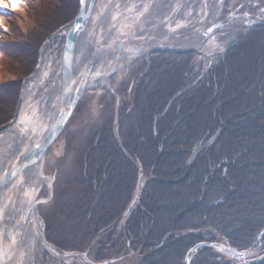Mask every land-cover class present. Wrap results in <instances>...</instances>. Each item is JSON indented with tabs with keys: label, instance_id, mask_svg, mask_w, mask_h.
<instances>
[{
	"label": "trees",
	"instance_id": "trees-1",
	"mask_svg": "<svg viewBox=\"0 0 264 264\" xmlns=\"http://www.w3.org/2000/svg\"><path fill=\"white\" fill-rule=\"evenodd\" d=\"M0 4L18 7L12 0ZM23 4L31 26L0 11V126L13 118L21 82L33 72L41 45L78 10V0ZM246 39L253 44H246ZM61 50L62 46L57 51ZM249 51L258 54V65L250 72L240 71L234 61L245 59ZM165 60L145 62L143 78L130 70L110 82L111 90L123 96L118 135L127 155L113 134L116 100L111 91L89 92L75 110L64 133L78 122L77 113L87 103L89 108L81 110L86 117L83 137L63 136V153L50 150L45 158V175L55 176L53 198L40 207L46 240L64 251L94 248L96 262L129 250L139 254L136 264H184L194 245L217 239L240 252L258 248L264 253V235L257 240L264 229V29L240 39L193 92L183 84L191 63L177 67ZM3 73L14 79L6 82L4 75L2 82ZM175 74L180 78L172 82ZM133 79L128 100L125 95ZM80 125L76 130H82ZM217 130L218 140L209 145ZM192 149L199 153L187 163ZM138 164L147 181L139 205L119 226L133 197ZM190 264L234 263L203 247Z\"/></svg>",
	"mask_w": 264,
	"mask_h": 264
},
{
	"label": "bare ground",
	"instance_id": "bare-ground-1",
	"mask_svg": "<svg viewBox=\"0 0 264 264\" xmlns=\"http://www.w3.org/2000/svg\"><path fill=\"white\" fill-rule=\"evenodd\" d=\"M100 1H94L93 11L89 13L90 21L85 27L87 30L83 31L87 34L84 44L82 43L83 38L80 40L79 36L74 44L73 56L69 62L73 66L72 71H70L71 82L68 83L72 92L79 88L80 75L86 70V67L91 66L86 85L89 86L97 82L104 84L114 68L123 66L129 60L135 59L134 54L128 55L122 49L116 48L118 51L103 52L102 58L96 61L97 59L93 57L95 55L94 49L101 46L117 43L118 40L125 41L126 46H128L131 39L138 42L144 38L153 37L162 43L173 42L172 44H176L185 50H188L190 46L199 45L197 50L205 60L223 53L235 42L238 30L249 28L239 27L243 23L247 25L248 20L246 18L248 16L246 14L248 12H233L225 18L226 22L235 18L233 23L218 24L216 26L218 28H213V32L204 39L201 33H205L216 21L224 19L218 13L221 1L224 0H133V2L130 0L123 7L120 6L121 0H105L102 4ZM149 5H153L152 9ZM227 6L226 1H224L222 8ZM262 16L264 17L259 13L251 19L256 21L255 24L252 23L254 25H251L254 32L256 29H264V24L256 25L262 23L260 21H264ZM234 23H238V26H233ZM69 28L63 27L62 35H57L59 36L57 38H63L64 32ZM202 38L204 40L200 42ZM50 47V43L44 45L42 53L38 56L39 71L28 82L27 89L24 88L22 116L25 115L27 109L31 111L30 116L25 118L20 116L17 124L13 126L14 128L0 134V264H34L38 247L42 248L45 256H54L68 264L74 261L78 264H93L91 261H83L82 252L64 251L46 240L45 231L43 232L42 226L39 225L41 221L39 222L38 217L42 216L41 206L35 204L36 201L34 202L33 199L37 190L40 194L43 192L48 196V187L52 188L55 181L53 178L52 184L44 176L43 169L39 172V163L31 165L36 151L42 148L45 138H47L43 135L38 139L41 130L39 129V131L37 128H44L48 126L45 123H52L51 119H46L44 114L46 111V114H50L48 117H54L56 109L54 104L60 100V88L62 89L60 64L58 72L51 80V88L53 89L45 91L37 105L34 106L30 103L31 97L39 87L46 83V78L50 73L47 68L51 59ZM183 52L192 53L191 50ZM180 54L181 52L177 53V55ZM163 61L166 60L163 59ZM84 98L85 96H82V99ZM116 109L117 106H115ZM41 124L44 125L41 126ZM113 134H115L114 131ZM153 134L156 135L155 129H153ZM171 147L178 149L179 145L172 144ZM30 202L34 209L29 214L26 211ZM24 217H26V221H24ZM129 217L123 214L118 225L124 226ZM6 238L10 245L8 251H6L7 243L4 241ZM203 243L206 242L198 244ZM203 247L207 246H201L198 250ZM220 251L222 252V250ZM234 251L237 252V250ZM65 253H74L76 256L68 257ZM86 257L89 258L90 256L86 253ZM98 263L100 262L96 264Z\"/></svg>",
	"mask_w": 264,
	"mask_h": 264
},
{
	"label": "water",
	"instance_id": "water-1",
	"mask_svg": "<svg viewBox=\"0 0 264 264\" xmlns=\"http://www.w3.org/2000/svg\"><path fill=\"white\" fill-rule=\"evenodd\" d=\"M94 1L95 0H79V8H78V12H77L76 17L70 23L63 26L64 28H66V27H70V28H69V30L66 31L67 33L64 32V35H63L65 43H64V48H63V52L61 54V59H60V64H61L60 69H61V79H62V89L60 88L61 91L59 94L60 100L58 101L56 109L54 111L55 115L51 119L52 123L50 122V124L47 127L42 128L40 131L38 139H40L43 135H45L47 138H45V142L42 145V148L40 150L36 149L37 150L36 155H35V157H33V160L31 163V165L38 164V163L40 164L39 172L43 169L44 157H45L48 149L54 144V142L56 140H58V138L60 137V135L64 131L65 127L67 126L68 122L70 121L71 117L73 116L78 102L82 99V96H84L85 91L89 88V86L86 84H87V77H88L91 66L86 67V70H84L83 73H81V75H80L81 77H80L79 83H78L79 88H76L77 90L72 92L68 83L71 82L70 71H72L73 66L70 65L69 62L73 56L72 52H73L74 44H75L78 36L80 37V40H81V38H83V40H82L83 44L85 42V37L87 34L84 33L83 31L87 30V28L85 29V27L87 26L88 21H90V19H89L90 14L89 13H90V11L91 12L93 11ZM224 1H226V0H224ZM224 1H221V4H220V8H219L220 10L218 11V13H220V14H221V9H222V5H223ZM225 20L226 19H223L221 21H216V23L210 29L206 30L205 33H201V34H203L204 39L210 33H212L215 28L216 29L218 28V27H216L218 24L223 25L227 22L233 23V21L236 19L232 18V19L228 20L227 22ZM246 20H248L247 25H245L243 23V25H241L240 27L252 28L251 25H254L256 23V21L250 20L248 18H246ZM260 22H262V23H257L256 25L264 24V21H260ZM252 23H254V24H252ZM233 25L237 26L238 23H234ZM63 27H61L58 31H56L54 34H52V36L50 37V40L45 42L44 45L46 43L51 44L55 38L59 37L57 35H62L61 33L63 31ZM73 34H74V37H72ZM82 34H83V37H82ZM204 39L202 38V40L200 42H202ZM132 40L133 39H131V41H129L130 43L128 46H126L127 43H125V41H119V42L114 43V44L104 45L102 47H99L98 49H94L95 55H93V57L97 59L96 61H99V59L102 58L101 54L103 52L118 51L116 48H118L120 50L122 49V51L128 55L129 54L139 55V54H146V53L155 52V51H157V52H159V51L183 52V51H190V50H196L197 51L198 46H199V45H195L194 47H191L188 50H185V49L179 48L178 46H176V44H172L173 42L172 43H170V42L162 43L158 39L153 38V37H147V38H144L142 41H138V42L132 41ZM44 45L40 48L38 56H40V53H42V49H43ZM114 49H116V50H114ZM39 68H40V62H39V57H38V62H37V65H36L33 73L29 76V78L24 79V81L22 83V89L20 91V99H19V102L17 105V109L15 112L14 118L9 123L0 127V134L5 133V131H10L11 128H14L13 126L17 124V121L20 118V116L22 117V101H23L22 97H23V93H24V88L27 89L28 82L30 81V79H32V77H34L37 74V72L39 71ZM87 69H89V70H87ZM53 123H54V126L52 127ZM113 127H114V133H115L114 135H115V139H116V142L118 144V147L121 149L122 152L125 153V151L122 149V147L120 145V141L118 138L117 119L116 118L114 120ZM29 136H32V135H29ZM32 137H34V136H32ZM142 188H143V172H142L141 168L139 167L138 182H137V186H136V189L134 192V198H133L130 206L126 210L125 216L130 215L131 211L138 205ZM38 191L39 190L36 191L34 198H33L34 202L36 201L35 204L43 205V204L48 203L52 199V196H53L52 195V188L48 187V197L46 200H40V199L38 200V194H39ZM33 209L34 208L30 202L28 204V208H27L26 212L27 213L29 212V214H30ZM24 221H26V217H24ZM263 234H264V229L260 232L258 239H260L263 236ZM0 240H1V231H0ZM201 246H210V247L214 248V244H209L207 242L203 243V244H198V245L194 246L187 253V256L188 255L192 256V255L196 254L197 250ZM223 251L225 253H227V255L231 259L238 260V262H236V264H262V263H264V255H262L259 258L257 257L254 259H247V257H246L247 252H244V253L235 252L229 246L223 247ZM65 255L68 257L76 256V254H74V253H65ZM81 256H83V259L86 260L85 259L86 257L84 254H81ZM186 264H190V259H187Z\"/></svg>",
	"mask_w": 264,
	"mask_h": 264
},
{
	"label": "rangeland",
	"instance_id": "rangeland-1",
	"mask_svg": "<svg viewBox=\"0 0 264 264\" xmlns=\"http://www.w3.org/2000/svg\"><path fill=\"white\" fill-rule=\"evenodd\" d=\"M105 0H101L100 1V4H102L103 2H104ZM130 0H121V7H123V6H125L128 2H129ZM132 2H133V0H131ZM231 2H229V5L226 7V8H222L221 9V15H222V17H224V16H229L231 13H237L238 11H240V12H245V11H247L248 13L246 14L248 17L247 18H249L250 20L252 19V18H254L253 16H255V15H257V14H259V13H261L262 15H264V0H230ZM250 6H252V7H250ZM149 7H150V9H152V7H153V5H149ZM262 18L264 19V17L262 16ZM19 20V19H18ZM29 20V19H28ZM26 20L27 22H25L26 24L29 22V24L27 25V26H31L32 25V23H31V21L29 20ZM254 20V19H253ZM234 26V25H233ZM238 26V25H237ZM236 26V27H237ZM240 27V26H239ZM248 29H243V30H238V35H237V38H236V40L235 41H238L237 39H242L243 37H245L248 33H250V32H248L247 31ZM260 32H262V30H259ZM219 34H221L220 32H219ZM223 35V34H222ZM222 35H220V36H222ZM255 36H257L256 34H255ZM255 36H253V38H251V39H253V40H255V39H257ZM63 37V36H62ZM62 42H63V40L61 39V38H59V39H57V40H55L54 41V43L52 44V46L50 47V62H49V65L47 66V68H48V70H50L49 72V74H48V76H47V78H46V83H44V85H42L41 87H39L38 88V90L36 91V93L35 94H33V96L31 97V99H30V103L32 104V105H37L38 103H39V100H40V98L42 97V95L44 94V92L45 91H48L49 89H51V80L54 78V75H55V73H57L58 72V70H59V61H60V57H59V52L57 51L61 46H62ZM244 42H246V44H253V42H252V40H249V39H246ZM234 44H236L235 42L232 44V45H230L223 53H221V54H219L218 56L217 55H215V57H211V58H207V59H205V60H202L203 58H202V56H201V54L199 55L200 57L198 58L199 59V66L201 65V66H203V71H204V74H205V76H202V77H200V83H204V82H206V81H208L209 80V78H210V75H207L208 74V72H207V67L211 64V61H214V60H218V59H221V61L222 60H224V58H225V56L228 54V52H229V50L231 49V48H233V46H235ZM42 46V45H41ZM248 50H250L251 51V48L250 47H248ZM247 52V54H248V57H245V59L243 58V60H238V61H234L235 62V66H236V68L237 69H239L240 71H248V72H250V71H252V70H254V68H256L257 67V65H258V63H257V60H258V58H259V56H258V54L256 53V52ZM196 53H197V56H198V51H196ZM150 56V57H149ZM149 56H147V57H149L148 58V62L149 63H159L158 61H152L154 58L151 56V55H149ZM174 55H173V53L172 52H168L167 51V58L168 57H173ZM147 57H143V58H147ZM136 59V58H135ZM134 59V60H135ZM262 59L263 58H261L260 60H259V64H262ZM134 60H132V61H134ZM132 61H130L129 63H126V65L125 66H120V67H126L127 65H129ZM242 61H244V65H241V62ZM171 64H175V59H172V61L170 62ZM185 63H183V64H177L176 66L177 67H183V65H184ZM245 69V70H244ZM145 70V62L144 61H142V62H139L137 65H136V67H135V69H132V71H136L137 72V74H138V76H139V78H143V74H144V71ZM4 75L5 76H7L6 77V79H5V81L6 82H9V81H11L12 79H14L13 77V75L12 74H9V73H3V78H2V82H4ZM137 76V77H138ZM171 77V81L172 82H176L177 80H179V78H180V76L179 75H177V74H175V75H172V76H170ZM183 77H185L184 78V87L185 88H187L189 85H191L192 83H193V80L191 79V77L189 76V75H184ZM26 78H29V76H27ZM25 78V79H26ZM168 78V77H167ZM216 79V78H215ZM215 79H214V77H213V80L215 81ZM91 81V80H90ZM199 81H197V83L199 82ZM5 83V82H4ZM22 83L23 82H21V89H22ZM99 82H97L96 84H98ZM136 83V80L135 79H133L132 80V82H131V84L132 85H134ZM171 83V82H170ZM102 86H107V84L106 83H104ZM184 90V89H183ZM182 89L180 90V91H178V93L176 94V99L178 98V96L179 95H181V93H182V91H183ZM192 92H193V89H192ZM85 94L86 95H91V94H88V92L86 93L85 92ZM215 94H217V92H213V96L215 95ZM92 95H93V93H92ZM127 96V98H128V100L130 99L131 100V98H130V96L131 95H125V97ZM122 98H123V96H121V97H117V100L118 99H121L122 100ZM212 97H210L209 99H211ZM19 99H20V94H19V97H18V102H19ZM22 100H24V98L22 97ZM83 99H81L79 102H78V104H77V106H76V108H75V110H77V108H78V106H79V104L81 103V101H82ZM226 100H229V98H226ZM127 101V100H126ZM54 103H56V101H53ZM170 102V101H169ZM51 103H52V101H51ZM118 101H117V103H116V106H117V109H118ZM55 105V108H56V106H57V103L56 104H54ZM17 107V106H16ZM54 108V109H55ZM84 108H89V105L87 104V103H82V105H81V107H80V109H79V111H78V113H77V116H78V119H77V121L78 122H80V123H78V122H75L74 124H73V126L70 128V130H71V132H70V130H68L66 133H64L65 132V130H66V128H65V130L62 132V134L60 135V137L58 138V140H56L55 142H54V144L48 149V151H50V150H52V152H54L56 155H59V154H62L63 153V151H64V148L66 147L65 146V142H62V140H63V136L64 137H68L69 138V135L71 134V137L74 139V137L72 136V134L74 133V134H76L77 135V137H83V135H84V130L86 129V125L84 124L85 122H86V117L85 116H83L84 114H85V111H81L82 109H84ZM54 109H53V111H54ZM169 110V109H168ZM168 110H166L165 109V111H164V115L168 112ZM214 110V109H213ZM80 111H81V113H80ZM15 112H16V110H15ZM214 112H215V110H214ZM74 113H75V111H74ZM80 113V114H79ZM213 112L212 111H210V113L209 114H212ZM30 114H31V111L30 110H26V112H25V115L24 116H22V117H28V116H30ZM14 115H15V113H14ZM50 115V114H49ZM48 115V113L46 114V111H45V114H44V116H45V118L46 119H52L51 118V116L50 117H48L49 116ZM74 115V114H73ZM14 117V116H13ZM73 117V116H72ZM71 117V118H72ZM183 118L184 117H182V118H180V120L176 123V126H178L179 124H180V122L183 120ZM156 120H157V117H155V119H154V122H156ZM46 125H49V124H47V123H45ZM78 124H81L80 126H81V128H82V130L80 131H78V130H76V125H78ZM44 124H41V126H43ZM154 125V124H153ZM154 126H156V125H154ZM67 127V126H66ZM41 130L42 128H37V130ZM153 129H155L156 130V128L155 127H153ZM36 130V129H35ZM39 130V131H40ZM77 131V132H76ZM220 130H217L215 133H213L211 136H210V141L208 142V144H210V145H212L214 142H216L217 140H218V138H219V135H220ZM115 137V136H114ZM69 140H70V138H69ZM202 145V144H201ZM200 145V146H201ZM198 146V145H197ZM197 150H194L190 155H189V158H188V161H187V163H189V162H191L192 160H193V158H194V156H197L196 154H198L199 152H196ZM201 151V150H200ZM125 155H127V153L125 152L124 153ZM4 160V159H3ZM137 164V163H136ZM141 168V167H140ZM46 176V175H45ZM53 177H55L54 175H50V174H48V176H46V178L49 180V181H52V179H53ZM135 190V189H134ZM43 193V192H42ZM42 193L41 194H38V197L39 198H46L47 199V197L48 196H46V195H44V196H42ZM50 203V202H49ZM48 203V204H49ZM44 205V204H43ZM41 206V205H40ZM138 206V205H137ZM127 210V209H126ZM134 210V209H133ZM133 210L131 211V213L133 212ZM125 213L126 212H124L123 214H124V216H125ZM130 213V214H131ZM128 216H130V215H128ZM41 229H42V231L44 232L45 231V227L43 228V226L41 227ZM219 242H216L215 244H214V252H219V253H221L222 255H224L225 257L227 256L228 257V255H227V253H225L224 251H223V247H221V246H227L226 245V242L223 240V239H217ZM6 243H7V246H6V251H8V249H9V247H10V245H9V240L6 238L5 240H4ZM92 246V245H91ZM91 246H90V248H91ZM94 247V246H93ZM38 251H37V254H36V258H35V262H34V264H68V263H66L64 260H60V259H58V258H56V257H54V256H50V257H47V256H45L44 254H43V250H42V248H40V247H38ZM220 250H222V252L220 251ZM94 248H93V252L90 250V251H88V252H86L90 257L91 256H94ZM244 252V251H243ZM246 252H249L248 254H246V257H247V259H254V258H259V257H261L262 255H264V253H262V255H261V252H260V250L258 249V248H255V249H250V250H248V251H246ZM84 255H85V257H86V254H85V252H82ZM93 254V255H92ZM261 255V256H260ZM88 258V257H86L85 259L86 260H84L83 259V261L84 262H87V261H91L93 264H96V261L94 260V259H91V258ZM139 259H140V257H139V254L137 253V252H133V251H129V250H127V251H125V252H123V253H121L120 254V256L119 257H113V258H111V259H109V260H102L100 263H98V264H136V262L137 261H139ZM233 262H238V260H233ZM69 264H78L76 261H74L73 263H69ZM262 264H264V263H262Z\"/></svg>",
	"mask_w": 264,
	"mask_h": 264
}]
</instances>
